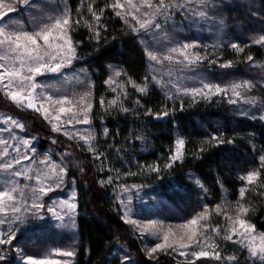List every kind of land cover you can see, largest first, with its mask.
<instances>
[{
  "label": "snow or ice",
  "instance_id": "1",
  "mask_svg": "<svg viewBox=\"0 0 264 264\" xmlns=\"http://www.w3.org/2000/svg\"><path fill=\"white\" fill-rule=\"evenodd\" d=\"M98 3L99 0H80L79 6L73 9L68 0H10L8 3L0 0V94L20 110L26 107L40 113L52 125L54 132H62L69 140H75L77 147H81L80 142L83 141L81 151L92 153L93 159L99 160L105 153L100 149L97 134L93 130L92 98L95 82L87 70L81 68L73 71L71 78L64 76L59 87L41 83L37 78L45 73L63 75L65 69L73 68L75 62L81 59L78 49L84 41L74 39V34L81 28L88 31L90 41L99 44L102 39L106 40L103 33L108 31L105 21L111 19L106 17V12L110 10L115 18L123 22L125 34H135L139 39L143 55L151 66V73L137 82L123 67L107 65L106 72L109 75L104 84L113 94V99L100 97L99 104L104 113L131 112L139 115L140 99L135 101L136 109L125 106L129 96L128 85L142 96L149 95L151 88L158 86L165 99L173 102L180 99L181 110L184 96H189L192 104L227 96L229 104L243 103L254 109L251 112H239V115L264 122V89L259 96L251 95L258 84L264 85V60L257 62L251 54L246 56L250 69L259 70V80L240 79L221 84L201 75L198 86H192L181 82L178 75L204 62L216 64V59L209 58L211 53L226 46L236 53L245 52L247 44L242 47L236 42L227 45L220 42L209 47L189 41L187 37L180 38L177 31L180 27L203 28L204 23H208L221 35H227L224 29L232 23V19L225 12L232 7L231 0H104L102 6H98ZM244 7L251 16H258L262 25L259 33L250 37L251 43L264 48V5L259 9L254 5ZM11 12L20 14L11 17ZM219 66L234 68L236 61L229 59ZM73 83H78L84 90L73 91L71 97L61 91L63 85ZM168 114L167 110L161 114L144 108L145 116L155 115L159 119L161 115ZM0 123L3 124L0 127V262L6 264L10 248L23 229L31 227L33 230L45 231L64 228L69 222L71 227H76L78 193L72 191L64 199H54L50 194L68 186L69 173L73 167L81 173L84 167L74 159L72 151L62 153L59 161L47 153L43 158H38L33 139L19 135V132L26 130L23 122L5 114ZM69 125L72 127L69 128ZM76 125H87L88 128L82 133ZM103 135H109L107 127L103 128ZM132 136L135 140L146 141L144 135H137L135 131ZM203 143L219 146L235 141L217 133L210 135ZM204 150L201 147L199 152ZM253 150L258 154V166L245 170V174L239 177L243 186L238 189V193H225L221 203L215 205L217 215L224 214L229 222L223 229L219 225H211L207 205L186 223L176 225L175 229L159 220L133 219V189L139 191L144 185L116 184L115 201L117 211L123 209L121 219L134 232L159 241L145 248L149 259L158 260L159 253L170 254V250H181L180 255L185 257V264H195L201 258L216 264H241L242 259L244 264H249V261L251 264H264V231H258L252 219L246 218L250 210L254 211V205L246 194L253 190V186L264 189V147L256 150L253 145ZM185 153L186 140L177 137L174 150L170 149V156L163 167L159 164L146 165L140 173L129 172L127 175L142 174L145 169L148 173L159 174L163 169H171L177 161L183 162ZM100 170L103 171L102 166ZM118 179L119 173L115 177L109 175L99 184L101 187L113 185ZM191 179L199 189L208 192L198 177L192 176ZM75 182V177H72L71 183ZM234 194L237 195L235 202L228 199ZM260 194L264 195V192ZM223 208H233L235 215L222 213ZM227 242L235 246V251H223L222 245ZM21 252L22 249L16 248V254ZM244 252L246 258L240 255ZM54 253L68 258L76 255L75 251L54 250ZM23 260L24 264H69V260L65 259H36L31 255L25 256ZM120 264H133L132 257L124 254Z\"/></svg>",
  "mask_w": 264,
  "mask_h": 264
},
{
  "label": "trees",
  "instance_id": "2",
  "mask_svg": "<svg viewBox=\"0 0 264 264\" xmlns=\"http://www.w3.org/2000/svg\"><path fill=\"white\" fill-rule=\"evenodd\" d=\"M68 2L75 9L80 0ZM103 2L104 0H99L98 6H102ZM231 3L232 7L225 15L231 17L232 23L224 29L227 35H222V38L227 43H240L242 47L247 44L244 55H254L260 61L263 55L261 52L254 54L257 48L251 43L250 37L258 34L262 25L259 17L251 16L244 5H254L259 9L264 5V0H231ZM106 17H111L105 21L108 24V31L103 33L106 40L102 39L99 44L90 41L85 28L76 32L74 39L84 41L78 51L85 60L81 65L87 68L95 82L93 121L95 125L104 122L109 129V135L100 147L107 152L111 164L117 162V158L122 161L121 168H132L135 163L160 164L170 156L176 137H181L186 140L185 158L170 169L172 177L180 187L169 186L164 190L163 195L169 207L162 214L165 213L164 215L174 220H189L200 212L202 204L214 207L220 203L225 193H238V189L243 186L239 177L245 174V170L258 166V154L253 150V145L256 150L264 147V122L239 116L225 103L211 102L208 105L196 104L192 107L184 103L181 110L178 103L165 99L156 87H152L147 96H142L134 89L128 90L129 108L136 109V99L141 101L139 115L104 113L99 100L107 94V86L104 84L108 76L107 65L123 67L137 82L147 75L146 58L134 36L125 34L122 21L115 18L110 10L106 12ZM224 51V61L232 59L229 55L233 53L229 49ZM258 71L251 70L249 64L240 63L234 68H221L212 72L211 76L215 82L225 84L231 80H259ZM262 89L264 87L258 84L251 95L259 96ZM144 108L161 114L167 110L169 114L161 115L157 119L155 115L145 116ZM134 131L137 135L146 137L143 146L132 136ZM217 133L234 140L235 143L219 146L203 143L210 135ZM58 142L64 144L60 138ZM45 147L43 145L40 148ZM61 147L63 148H56L58 153H61ZM201 147L205 149L202 153L199 152ZM74 155L75 160L84 167V172L81 173L76 168L69 173V179L75 177L78 185L81 213L77 220L76 255L73 264H120L119 253L123 252L133 255L134 264H174L164 257L157 260L142 255L129 227L111 206L107 190L96 186L98 174L90 155L81 150H74ZM187 174L198 177L208 192L199 193L200 191L191 186L192 183L187 182ZM86 181L91 183V188H86ZM261 192L264 189L253 186V190L246 194L254 205V211L250 210L247 218L252 219L258 231H264V195ZM228 199L235 202L237 195H231ZM22 239L26 254L31 256H36V253L46 247L61 248L69 245L68 236L54 229L41 231V234L31 233Z\"/></svg>",
  "mask_w": 264,
  "mask_h": 264
},
{
  "label": "rangeland",
  "instance_id": "3",
  "mask_svg": "<svg viewBox=\"0 0 264 264\" xmlns=\"http://www.w3.org/2000/svg\"><path fill=\"white\" fill-rule=\"evenodd\" d=\"M4 2L8 3V2H10V0H4ZM19 14L20 13H18V12H11V13H9V16L16 17ZM178 20H179V17H178ZM177 31L180 33V38L187 37L189 41H195L201 45H208L209 47H211V45L218 44L220 42H224L226 45L228 44L222 38L223 36L221 35V33H219L215 27L211 26L208 23H204L203 28H201L199 26L180 27L177 29ZM131 35L134 36L137 43L139 44V46L142 49V46L139 43V39L135 37V34H131ZM255 46H256L257 50L254 51V54L261 52V54L263 55V59H261V60H264V48H261L258 45H255ZM226 49H229L230 52L233 53V54H230L229 56L232 57V60L236 61V64H240V63L241 64H249V62H247V60H246L247 55H244V53H236L231 47L226 46L223 49H220V50H217V51L211 53L209 58L210 59H216L218 61L216 64L209 65L207 62H204L199 67L193 66V68H191V69H186L184 72L178 73V75L180 76L181 82L192 85V86H198L199 77L201 75H206L208 77V79H210L212 82L218 83V82L214 81V79L211 76V73L215 72V71L217 72L218 70L221 69V67L219 65H220V63H223L225 60L223 52L225 54L224 50H226ZM252 56L254 57V55H252ZM83 62H85V60L83 58L79 59L78 61L75 62V64L73 65V68L65 69L63 72V75H61V73H45L44 75H41L37 79L41 83L47 82V83L53 85V87H59L63 81L64 76L71 78L73 71H79V69H81V68L87 70V68L84 65H81V63H83ZM257 62H259V61H257ZM146 70H147V75L151 73V66L148 64L147 60H146ZM174 74H176V73H174ZM89 75H90V73H89ZM108 75H109V73H108ZM90 77H91V75H90ZM236 81H239V80H236ZM262 86L264 87V85H262ZM130 89H133V88L131 87V85H128V90H130ZM156 89L163 94V92L161 91V89L158 86H156ZM83 90H84V88L81 85H79L78 83H73L71 85H63V88L61 89L62 92H66L70 97L72 96L73 91L81 92ZM103 97H105L106 100H111V99H113V94L107 89V94L104 95ZM128 98H129V96H128ZM227 99H228L227 96H223V97L218 96V97L213 98V100L211 102H216L217 104L225 103L237 115H239V112H242V111H250V112L254 111V109H252L250 106L244 105L243 103H239V104H235V105L229 104L227 102ZM183 100H184V103H186L188 106H191V107L196 105V104L208 105L209 103H211V102H206V101L201 100L196 104H192L191 98L189 96H184ZM92 102H93V109H94V89H93ZM175 102L180 105V99H177ZM129 104L130 103L127 99L125 101V106L128 107ZM130 109H132V108H130ZM102 111H103V109H102ZM118 113L123 114L124 116L128 115V114H132L131 112H129V113L118 112ZM5 114L12 115L25 124L26 130L23 132H19V135L22 137L33 139V144L36 147L37 152H38V158H43L44 154L47 153L48 155L52 156L53 159L59 161L60 155L62 153L66 152V151H72L73 155H74V150H81V148L84 147L83 141L80 142L81 147H77L76 146L77 142L75 140H69L68 137H65L62 132H60V133L54 132L52 130V125L49 124L48 121L45 120L40 113H37L34 110L28 109L26 107L23 110H20L14 105L13 102H11L9 99L4 98L3 95L0 94V120L3 119ZM256 114H257V116L259 115L258 112ZM239 116H242V115H239ZM242 117H244V116H242ZM248 118H250V116ZM62 120H63V117H62ZM0 127H3L2 123H0ZM68 127L71 128L72 126L69 125ZM76 127L78 129H80V131L82 133L88 128L87 125H76ZM104 127H107V125L104 122H102V123L100 122L99 125H95V123L93 121V130L97 134V142H98L99 147H100V144L101 145L103 144V142L105 141V138H106L103 135V128ZM58 138L62 139L63 143L67 144L68 146H66L64 144L61 145V143L58 142ZM53 141H55V143ZM138 142L142 143V146H143V142H141L139 140H138ZM43 145H45L46 147L44 149H41L40 147ZM59 146H63V148L61 147V153H58L57 149H56ZM100 149L105 153V155L102 156L99 160L93 159L92 153H89L87 151H84V152L86 154H89L91 160L95 163V167H96L97 174H98L96 186L101 187L99 184V181L102 179L106 180L109 175H112L115 177L117 175V173L120 174V179L116 180L113 185L102 187V188H105L107 190L108 199L110 201V204L113 207V209L115 210L116 214L120 217V219H121V216L123 214V209H120L119 211H117V203L115 201L114 189L116 187V184L126 183L129 186H131L133 184L144 185V187L142 189H140L139 191H137L136 189H133V205H132V207H133L132 218L133 219L159 220V221H163L165 226L171 225V226H173L174 229H175L176 225L186 223L187 220H174L172 218H169L168 215H164L165 213L162 214L164 209L165 208L167 209V207H169V205L166 202L164 195H163L164 190L166 188H168L169 186L174 187V188L180 187V185H178V183L176 182L175 178L172 177L170 169H163L159 174L148 173L145 169V172L142 174L127 175V173H129V172L140 173L141 168H144L146 165H151L152 163L151 164L150 163H148V164L135 163V165L132 168H130V167L121 168L120 167L121 162H122L121 159L117 158L118 159L117 162L111 164V162L109 161L107 152H105L103 150V148H101V147H100ZM110 149H111V147H110ZM173 150H174V148H173ZM74 159H75V155H74ZM166 162L167 161H162L159 165L161 167H163V164ZM177 162H179V161H177ZM156 164H158V163H156ZM101 166L103 167V171L100 170ZM72 169L75 170L76 168L73 167ZM109 169H113V171H109ZM186 176H187L186 177L187 182L192 183L191 186L195 187L196 190L200 191L199 193L204 194L203 191L201 189H199L195 185L194 181L191 179L192 175L187 174ZM85 178H86V176H85ZM87 178H89V177H87ZM71 179H69L68 186L64 187L63 189H61L60 191H58L56 193L50 194L52 196V198L64 199L68 195H70V193L72 191H76L78 193L77 182H75V184H72ZM84 184H86V188L87 187L91 188L90 182L88 183V181H86ZM153 198H155V199H153ZM223 198L224 197H222V199ZM222 199H221V201H222ZM221 201H220V203H221ZM78 204L80 207L79 193H78ZM204 205H207L209 207V210H210V217L209 218L211 221V225L213 227L219 225L223 229L224 227H226L228 225L229 222L225 219L224 214L217 215L216 210H215V206L211 207L209 204H202L200 211L203 210ZM79 207H78L79 215L75 217V221H76V227L75 228L71 227V224L69 222L68 226H66L64 228L54 229L57 232H59L61 234H65L68 236L69 245L67 244L65 247H61V248L60 247L59 248L46 247V248H44V250L41 249L39 251L40 253L39 252L36 253V256H33L34 258L43 259L45 257H50V258H55V259H65V260H69V264H73L75 256L71 257V258L61 257L58 255H55L54 250L75 251V246H76V241H77V225H78L77 220L81 214L79 212ZM222 213H227L229 215H235L233 208H223ZM122 222L125 225H127L123 220H122ZM127 226L129 227V229H130L133 237L135 238L136 242L140 246V250H141L142 255H144L146 258L149 259V257L147 256V254L145 252V248L154 246V243L159 242V241H155L154 238H152V237H143L139 233L134 232L132 230L131 226H129V225H127ZM31 233L41 234V231L38 229L33 230L31 227L23 229L18 234L17 240L14 241V246L10 248V254H9L8 261L6 262V264H24L23 258L25 256H28V255L26 254L25 249L23 247V244H22L23 239L22 238H24L28 235H31ZM16 248L22 249V252L19 255L16 254ZM222 249L226 253L232 252V251H235V246H233L231 244V242H227V243L222 245ZM180 251L181 250H177V251H171L170 250V254L159 253L158 258L164 257L168 261H171L174 264H185V257L180 255ZM124 254H128L129 256H131L132 260H133V264L135 263V258L133 257V255H131L127 252L119 253V257L122 259ZM240 255L243 258H246V256H247L246 252L240 253ZM0 264H2V262H0ZM195 264H216V262L209 261L207 258H201L199 260H196ZM241 264H244V259L241 260ZM249 264H251L250 261H249Z\"/></svg>",
  "mask_w": 264,
  "mask_h": 264
}]
</instances>
